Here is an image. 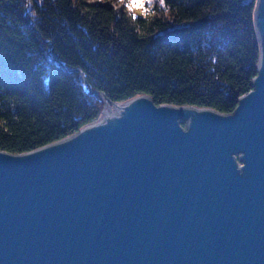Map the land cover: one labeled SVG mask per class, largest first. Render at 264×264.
I'll return each mask as SVG.
<instances>
[{
  "label": "water",
  "instance_id": "95a60500",
  "mask_svg": "<svg viewBox=\"0 0 264 264\" xmlns=\"http://www.w3.org/2000/svg\"><path fill=\"white\" fill-rule=\"evenodd\" d=\"M255 24L258 74L232 114L140 94L0 150V264H264V0Z\"/></svg>",
  "mask_w": 264,
  "mask_h": 264
},
{
  "label": "trees",
  "instance_id": "16d2710c",
  "mask_svg": "<svg viewBox=\"0 0 264 264\" xmlns=\"http://www.w3.org/2000/svg\"><path fill=\"white\" fill-rule=\"evenodd\" d=\"M127 1L0 0V150L64 139L105 101L232 114L253 89L257 0H151L139 13Z\"/></svg>",
  "mask_w": 264,
  "mask_h": 264
},
{
  "label": "rangeland",
  "instance_id": "374dc122",
  "mask_svg": "<svg viewBox=\"0 0 264 264\" xmlns=\"http://www.w3.org/2000/svg\"><path fill=\"white\" fill-rule=\"evenodd\" d=\"M92 1H97V0H92ZM108 3H110L111 5H113L114 7H116V8H120V9H122V2H120L121 0H106ZM99 2V1H98ZM128 3H129V0L127 1ZM128 3H127V5L125 4V9H126V7L128 8V10H130L129 9V7H128ZM132 12H136V13H139V12H141L142 10L141 9H133V10H131ZM108 104V106H106ZM112 103L111 102H108V101H105L104 102V104H103V107H102V111H105V109H107V108H111L112 107ZM102 112H101V115H100V117L98 118V119H100L101 118V116H102Z\"/></svg>",
  "mask_w": 264,
  "mask_h": 264
},
{
  "label": "snow or ice",
  "instance_id": "6c2138e0",
  "mask_svg": "<svg viewBox=\"0 0 264 264\" xmlns=\"http://www.w3.org/2000/svg\"><path fill=\"white\" fill-rule=\"evenodd\" d=\"M145 2L150 3L151 0H129L128 7L130 10L138 9V8L143 9ZM160 2L161 4H163L164 0H160Z\"/></svg>",
  "mask_w": 264,
  "mask_h": 264
},
{
  "label": "bare ground",
  "instance_id": "6f19581e",
  "mask_svg": "<svg viewBox=\"0 0 264 264\" xmlns=\"http://www.w3.org/2000/svg\"><path fill=\"white\" fill-rule=\"evenodd\" d=\"M106 106H108V104ZM117 109H118V107H115V104L112 105L111 108L105 109V111L103 112V114L101 116V118L103 117L102 120H104V119L106 120L107 117L110 116L113 111H117Z\"/></svg>",
  "mask_w": 264,
  "mask_h": 264
}]
</instances>
